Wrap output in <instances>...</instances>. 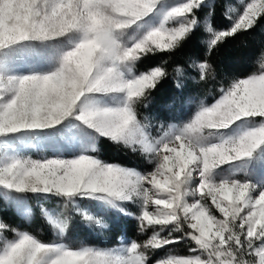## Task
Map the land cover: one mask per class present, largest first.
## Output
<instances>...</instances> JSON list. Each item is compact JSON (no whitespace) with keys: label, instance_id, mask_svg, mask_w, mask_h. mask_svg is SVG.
<instances>
[{"label":"snow or ice","instance_id":"6c2138e0","mask_svg":"<svg viewBox=\"0 0 264 264\" xmlns=\"http://www.w3.org/2000/svg\"><path fill=\"white\" fill-rule=\"evenodd\" d=\"M209 6L208 0H0V197L17 204L29 195L57 198L101 228L107 225L87 205L115 209L151 232L118 248H72L0 219V264H153L152 253L182 242L193 245L188 255L169 252L155 264H264V66L221 84L211 103L200 101L186 122L161 125L155 137L149 117L141 120L138 112L169 71L166 60L139 72L137 65L178 49ZM238 7L227 8L225 27L205 24L207 54L264 19V0ZM36 55L44 67L22 63ZM190 67L196 75L183 82L184 69L173 68L179 96L189 81L214 78L207 60ZM24 138L53 145V155H23L15 145ZM61 141L70 155L61 153ZM105 141L151 167L102 159ZM43 216L58 236L66 233V217Z\"/></svg>","mask_w":264,"mask_h":264},{"label":"trees","instance_id":"16d2710c","mask_svg":"<svg viewBox=\"0 0 264 264\" xmlns=\"http://www.w3.org/2000/svg\"><path fill=\"white\" fill-rule=\"evenodd\" d=\"M208 2L210 6L202 8L198 13L200 25L178 49L173 50L171 53L149 55L144 58L143 63L137 66V68H145L148 65L159 64L162 60L167 61L165 67L168 69L169 75L152 93L153 104L150 107L151 109L146 111L155 119L165 120L168 117V110L164 109L163 104L170 101V93L175 94V97L179 96L177 95V91H174L177 75L173 72V68L176 66L184 69V75L179 77L181 82H183L185 75H196V70L190 67L192 61L207 60L212 65L214 78L210 76L207 83L201 82L197 84L189 81L183 94L184 96H191L195 100L210 101L216 97L221 84L227 86L233 79L250 75L264 65V56L260 55L261 50L264 49V19H259L252 30L241 32L232 38H228L215 48L211 54L206 53V46L203 42L207 35L204 31L205 24L210 23L216 28L225 27L229 23L225 19L227 8L234 7L239 11L238 6L244 0H208ZM209 12L212 13L211 16H209ZM140 110L139 107L138 112L141 116ZM100 155L110 162L123 161L128 165L139 167L140 170H148L151 167L147 165L146 161L139 154H133L122 147H117L106 141L101 145ZM88 208L92 214H98L99 218L107 225V227L101 228L99 235H96L92 243L99 245L113 243L120 232L140 241L137 232V221L132 216H124L123 213L118 214L105 209L104 211L108 214L103 217L100 215V211H97L99 208L94 205H89ZM127 210L133 211L128 205ZM1 216L7 224L18 229H25L44 242H51L53 240L50 237L54 233L53 228L49 224L44 223V221L39 225H37L38 222L33 220L26 221L9 208H4ZM90 229L83 221L72 218L67 231L73 234L74 240L72 242L68 238L63 240L65 242L68 241L70 244L75 241H87V238L92 236ZM5 233L7 235L11 234V232Z\"/></svg>","mask_w":264,"mask_h":264},{"label":"rangeland","instance_id":"374dc122","mask_svg":"<svg viewBox=\"0 0 264 264\" xmlns=\"http://www.w3.org/2000/svg\"><path fill=\"white\" fill-rule=\"evenodd\" d=\"M34 51L36 53H42V50L38 46L35 48ZM22 63H24L25 65L32 64L38 68L44 67L43 62L40 60V57L38 55L28 56L26 59H22ZM157 64L158 63L148 65V66H155ZM262 66H264V65H262ZM144 69L145 68H143V67L142 68L136 67L135 71L139 72V71H143ZM260 69L254 73H258L260 71ZM251 74H253V73H251ZM247 76H245V77H247ZM245 77H242V78H245ZM170 96H171L170 101L163 104L164 109L168 110L167 111L168 117L165 120H162L159 118L155 119L154 117L150 116L146 112L147 110L149 111V109H151L150 107L153 104L152 103L153 102L152 96L150 97L149 106L147 108L140 107V109H141L140 110L141 111L140 119L143 120L145 116L149 117L151 125H152V127L150 129V134L153 137L159 135L161 125H163L166 128L169 124H182V123L186 122L190 118L192 112L195 111V108L199 104V102L202 101V99H199V100L193 99V102L189 103L188 102V95L175 97V94L173 95L172 93H170ZM212 101L213 100L203 101V102L211 103ZM15 146L19 148V150L21 151V153L23 155L30 156L33 159H37V158H40L42 156H51V155H53V151H54L53 145L47 144V143L39 141V140H34L32 138H24V139L18 141ZM60 150H61V153L65 156L70 155L71 151H72L71 146L64 143L63 141H61V143H60ZM102 159H104V158H102ZM128 166H131V165H128ZM223 167L225 169V174H227V165H225ZM238 175L240 178H243V176H244L243 173H239ZM189 202H191V198H189ZM77 203H80V202H77ZM89 205L91 206V204H88L87 207H89ZM80 206L85 207L86 205L81 204ZM128 206L133 210L132 212L138 214L137 206H135V205H128ZM124 207H126V209H127V204H125ZM4 208L11 209L13 212H16L19 216L24 218L26 221H32L33 220L35 222H38L37 225H39L42 221H44V223H47L46 218L43 216V211H50V212L55 211L58 215H61L62 217H66L68 219V227H69V224H70V221L72 218H75V219L77 218L78 220L83 221L86 224V226H89L91 228L90 230L92 231V236L91 237L89 236L87 238V241L86 240L85 241L82 240L79 242L75 241L72 244L68 243V241L65 242L63 239L68 238V240H70L71 242H72V240H74L73 234L69 233L67 230H66V233L62 237H60L56 234L55 230L53 229L54 233L50 236L51 238H53L52 241L66 243L72 248H79L81 246H90V247L110 249V248L120 247L122 242H130L132 240L137 241L136 239L128 236L127 234L120 232L117 235V239L113 243L102 244V245L92 243V240H94L96 235H99L101 227L99 225H96L95 223L88 224L78 214L75 207H73L72 205L65 207L64 202L62 200L57 199V198L37 199L34 196L29 195L20 204H17L15 201L9 202V201L4 200L2 197H0V219H2L1 212L3 211ZM104 210L105 209H99L97 211H100V215L105 217L108 213L106 214V212ZM107 210L114 211V212L120 214V212H118L115 209H107ZM25 211H27L29 213V215H25ZM127 211H129V210H127ZM93 215H96L99 218L98 214H93ZM137 225H138V231L137 232H138V236L140 238L139 239L140 241H137V242H143L147 239V237L149 235H151V232L150 231L149 232H141L139 230L138 222H137ZM19 230L20 231H27L25 229H19ZM27 232H29V231H27ZM4 234L8 238H11L12 233L11 234L9 233L10 235H7V233H4ZM57 238H59V239H57ZM192 246L193 245H191L188 242H182V243H179L176 245H171V246H168L167 248H165L163 250H157L156 252L152 253L150 258L153 260V264H155L156 260L166 256L169 252H173V253L178 254V255H188L189 254L188 249H189V247H192Z\"/></svg>","mask_w":264,"mask_h":264}]
</instances>
